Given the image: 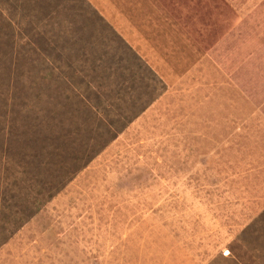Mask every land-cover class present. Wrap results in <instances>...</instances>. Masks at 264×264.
Masks as SVG:
<instances>
[{"label":"rangeland","instance_id":"374dc122","mask_svg":"<svg viewBox=\"0 0 264 264\" xmlns=\"http://www.w3.org/2000/svg\"><path fill=\"white\" fill-rule=\"evenodd\" d=\"M0 264H264V0H0Z\"/></svg>","mask_w":264,"mask_h":264}]
</instances>
